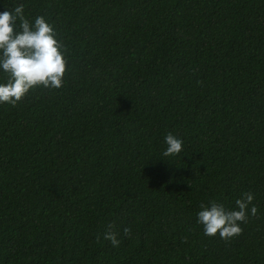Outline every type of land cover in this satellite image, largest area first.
<instances>
[{
  "label": "trees",
  "instance_id": "trees-1",
  "mask_svg": "<svg viewBox=\"0 0 264 264\" xmlns=\"http://www.w3.org/2000/svg\"><path fill=\"white\" fill-rule=\"evenodd\" d=\"M19 4L54 27L67 64L61 88L0 104V264H264V0L0 12ZM169 132L183 151L163 158ZM249 191L258 218L249 205L241 235L204 236L200 205L238 210Z\"/></svg>",
  "mask_w": 264,
  "mask_h": 264
},
{
  "label": "clouds",
  "instance_id": "clouds-1",
  "mask_svg": "<svg viewBox=\"0 0 264 264\" xmlns=\"http://www.w3.org/2000/svg\"><path fill=\"white\" fill-rule=\"evenodd\" d=\"M66 55V46L57 40L54 27L44 16H36L33 22L25 16L23 4L0 12V70L6 76V82L0 83V104L16 106L37 87L61 88L66 74ZM164 144L163 158L175 157L183 151V140L171 132L164 137ZM253 200L254 195L249 191L235 201L238 210H229L215 201L210 205L202 203L197 223L202 225L204 236L211 238L218 234L228 242L241 235V225L249 220V205H252L251 216L258 218ZM123 234L131 238V228L124 227ZM118 236L116 225L109 224L104 239L118 248L121 243ZM96 239L99 242L100 236ZM183 242H187L186 237Z\"/></svg>",
  "mask_w": 264,
  "mask_h": 264
}]
</instances>
